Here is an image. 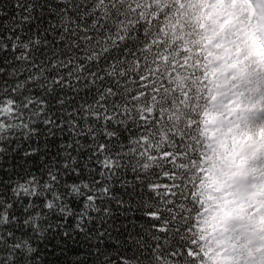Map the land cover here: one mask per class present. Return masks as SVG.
<instances>
[{
    "label": "snow or ice",
    "instance_id": "obj_1",
    "mask_svg": "<svg viewBox=\"0 0 264 264\" xmlns=\"http://www.w3.org/2000/svg\"><path fill=\"white\" fill-rule=\"evenodd\" d=\"M264 264V0H0V264Z\"/></svg>",
    "mask_w": 264,
    "mask_h": 264
},
{
    "label": "trees",
    "instance_id": "obj_2",
    "mask_svg": "<svg viewBox=\"0 0 264 264\" xmlns=\"http://www.w3.org/2000/svg\"><path fill=\"white\" fill-rule=\"evenodd\" d=\"M76 251V249L70 248L68 252H66L64 255H60L57 253L54 256H49L48 259L51 262V264H67V258L72 256L73 253Z\"/></svg>",
    "mask_w": 264,
    "mask_h": 264
}]
</instances>
